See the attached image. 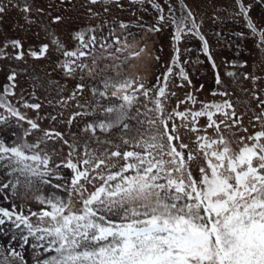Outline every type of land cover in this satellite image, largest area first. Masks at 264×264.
I'll return each instance as SVG.
<instances>
[{"label":"rangeland","instance_id":"374dc122","mask_svg":"<svg viewBox=\"0 0 264 264\" xmlns=\"http://www.w3.org/2000/svg\"><path fill=\"white\" fill-rule=\"evenodd\" d=\"M239 3L240 0H0L4 7L0 13V100L4 102L0 116L6 118L5 123H0V140L8 146L13 142L33 144L44 132L53 134L52 139L40 145L41 155L47 153L50 157V183L41 184L34 179L28 185L20 177L19 185L13 188L17 176H10L9 169L0 167V208L30 217L35 225L39 221L31 213H39L45 207L38 202V196L68 200V193L55 187L70 184L75 172L67 167L68 163L82 170L86 167L82 161L94 155L97 161L104 159L109 166L116 165L110 169L101 166L98 171L102 174L117 171L124 161L109 154L141 150L133 149L140 138L136 133H144L146 121L155 117L154 100L165 82V97L161 98L165 115L185 110L195 113L206 105L227 101L232 106L225 109L228 117L210 108L215 113L212 119L228 125L239 119L240 123L231 130L220 123V132L232 142L234 150L242 146L238 137H245L244 143H250L249 135L264 130V118L255 120L264 111V44L247 22L250 19L258 31H264V0H243L244 5L250 6L247 16L240 14ZM181 5L196 15L198 34L185 32L177 40L172 36L175 27L170 12H180ZM25 7L30 10L24 11ZM161 14L163 21L159 20ZM156 26L159 30H150ZM101 44L107 46L102 48ZM81 51L88 54L81 57ZM66 52L78 55L67 56ZM65 65L74 70L69 71ZM78 65L87 67L82 70ZM128 80L134 81L131 88L116 89L115 85ZM105 82L109 84L106 89ZM140 84L144 89L134 91ZM145 90L147 96L143 94ZM114 91L116 97H112ZM99 92H106L107 96L102 97ZM125 94L135 96L132 105L124 110L123 124L130 127L114 135L123 124H116L115 115L104 109L120 104L118 98ZM8 105L26 119L11 117ZM233 111L235 116L231 115ZM27 121L36 123L38 129L32 130ZM101 121L111 122L112 127L107 131L97 127L95 133L88 130V125ZM138 121L145 122L144 127ZM174 122L187 125L178 127V132L193 151L198 136L216 138V129L207 127V116L196 117L195 125L191 116L186 120L176 118ZM194 126L198 131L188 130ZM155 127L163 132L158 119ZM168 128L172 129V122ZM25 130L30 134L25 136ZM184 153L187 157L188 149ZM204 164L199 154L191 162L197 180ZM95 183L98 186L101 181ZM5 184L9 187H3ZM86 187L89 192L94 190L91 185ZM5 220L0 225V264L5 257L8 264H21L20 258L10 255V248L22 254L24 264H39L54 255L43 248H33L38 243L34 237H29L21 249L20 237L26 234L23 225L18 229ZM43 226H48L47 220Z\"/></svg>","mask_w":264,"mask_h":264},{"label":"snow or ice","instance_id":"6c2138e0","mask_svg":"<svg viewBox=\"0 0 264 264\" xmlns=\"http://www.w3.org/2000/svg\"><path fill=\"white\" fill-rule=\"evenodd\" d=\"M238 7L241 15H248L250 6L244 5L243 0ZM29 10L28 7L24 9L26 12ZM3 11L4 7L0 6V13ZM170 18L177 40L185 32L196 31L198 34V25L191 10H182L179 19L170 12ZM59 19L56 17V20ZM164 19L161 14L159 20ZM247 27L258 33L259 42L264 44V31H258L250 19ZM150 30L157 31L159 28L156 26ZM92 42L95 44V37ZM106 46L101 44L102 48ZM44 47L46 49L47 46ZM203 49L207 53L206 40ZM87 54L79 52L81 57ZM65 55L75 57L78 53L66 52ZM176 55L178 57V50ZM65 67L69 71L74 70L69 65ZM78 67L83 70L87 66ZM168 71L171 73L172 69ZM181 76H185L183 71ZM133 83L128 80L115 87L118 91L127 90ZM108 86L105 82L104 88ZM165 88L166 82L155 97V117L146 121L144 133H136L140 138L133 149L141 150H117L109 154L124 161L117 171L108 170L102 174L98 171L101 166L110 169L116 165L109 166L104 159L97 161L94 155L82 161L86 166L82 170L78 165L68 163L67 167L75 172L70 184L55 185L68 193V200L65 202L58 196H38V202L45 207L39 213H31L39 221L35 225L30 217L0 208V225L5 224V218L18 229L23 225L26 234L20 237L21 249L28 243L29 237H34L38 243L33 244V248L54 253L39 264H264V130L249 135L247 140L250 143H244L245 137H238L237 142L242 146L238 151L234 150L232 142L220 132V123L231 130L240 123L239 119L233 120L232 125L224 121L217 123L212 119L215 113L208 110L215 108L228 117L225 109L232 107L229 102L206 105L204 110L195 113L185 110L165 115L161 101L165 97ZM141 89H144L143 84L134 91ZM143 94L147 96V90ZM98 95L107 96L106 92H99ZM112 97H116L115 91ZM118 99L120 104L105 107L104 110L115 115L116 124H123L126 118L124 110L132 105L135 96L125 94ZM3 103L0 100V105ZM33 107L38 108L39 105ZM8 112L19 121L26 119L10 105ZM231 115L235 116V112ZM189 116L193 125L196 117L207 116V127L216 129L215 139L207 136L196 138L195 151L183 143L178 132V127L187 128V125L178 126L174 122L176 118L186 120ZM262 118L264 111L255 116L256 121ZM157 119L162 133L156 130ZM5 122L6 118L0 116V123ZM27 122L32 130L38 129L36 123ZM169 122H172L171 130ZM138 123L144 127L145 122ZM97 127L107 131L112 123L101 121L87 126L93 133ZM129 127L123 124L114 135ZM188 130L198 131L195 126ZM29 134V130H25L24 135ZM52 135L44 132L33 144L13 142L12 146H8L0 140V167L9 169L10 176H17L13 188L19 185L20 177L28 185L34 179L41 184L50 183L47 179L52 174V169L48 167L50 157L47 153L41 155L43 149L40 145L52 139ZM186 149L187 157L184 153ZM197 154L205 161L204 166L199 168V180L191 170V162ZM97 180L101 181L98 186L95 183ZM86 184L94 190L89 192ZM45 220L47 227L43 226ZM10 255L20 258L21 264H24L20 252L10 248ZM3 264H8L7 257Z\"/></svg>","mask_w":264,"mask_h":264},{"label":"trees","instance_id":"16d2710c","mask_svg":"<svg viewBox=\"0 0 264 264\" xmlns=\"http://www.w3.org/2000/svg\"><path fill=\"white\" fill-rule=\"evenodd\" d=\"M182 6V5H181ZM182 10H184V6H182L181 7V10H180V12H175V14L174 15H176V16H178V17H180L181 16V14H182Z\"/></svg>","mask_w":264,"mask_h":264}]
</instances>
